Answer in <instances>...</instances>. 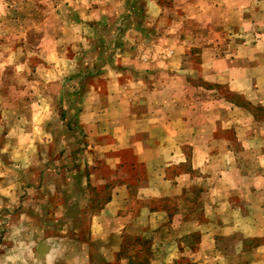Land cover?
I'll list each match as a JSON object with an SVG mask.
<instances>
[{
	"label": "crops",
	"instance_id": "0c3cea01",
	"mask_svg": "<svg viewBox=\"0 0 264 264\" xmlns=\"http://www.w3.org/2000/svg\"><path fill=\"white\" fill-rule=\"evenodd\" d=\"M219 1L146 0L145 11L137 19L141 6L135 0H99L92 8H81L79 32L63 30L59 35L62 43L82 40L86 42L84 49H95L99 60L103 57L94 71L100 73L103 84L93 82L87 88L86 82H81L73 115L71 109L64 112L76 120L80 133L89 141L90 150L80 151H89L93 158L73 163L71 143L64 138L61 144L67 157L55 159L54 150L49 149L56 143V133L49 124L56 118L51 105L58 98L67 109L65 93L70 89V83L54 79L57 70L65 72V66L56 67L61 63H55L53 50L41 67L51 74L50 79L41 81L45 96L31 95L29 101L21 100L23 104H12L3 85L0 264H131L120 255L130 214H119L114 205L119 185L126 188L135 183L145 193L152 187L173 191L192 186L193 177L202 173L207 179L206 185H201L207 199L214 201L215 209L227 208L230 188L220 185L233 177L229 175L230 160L238 149L227 134L231 125L220 128L219 123L229 121L230 112L225 109L230 107L225 103L230 102L215 98L211 105L199 107L198 96L190 93V80L194 70H200L203 78H223L233 90L249 96L250 92L264 91V33L256 29L254 41L243 40L247 25L255 18L246 8L254 4L258 13L263 0L220 1L223 24L233 33L228 38H237L228 45L236 43L235 49H189L190 45L180 40L181 19L203 17L206 10L208 16ZM260 14H255L256 18ZM147 41L149 45L141 46ZM64 45L55 42L54 49H65ZM197 53L199 62L194 59ZM31 84L35 88L31 94H36L40 82ZM55 87L60 90L55 92ZM216 102L224 106L220 111L214 109ZM259 103L264 106L262 97ZM220 130L224 132L221 135ZM238 134L241 139V132ZM67 136L70 139L71 135ZM239 150L251 152L245 147ZM254 160L259 170L255 174L260 177L264 165L258 157ZM217 162L220 168L212 171ZM76 166L78 169L73 168ZM139 170L143 176L127 177ZM233 180L241 186V179ZM254 185L250 184L258 207L254 211H264V200ZM107 186L114 190L105 205L97 206L96 193ZM238 196L240 202V191ZM255 253L254 262L264 264L263 243L256 246Z\"/></svg>",
	"mask_w": 264,
	"mask_h": 264
},
{
	"label": "rangeland",
	"instance_id": "374dc122",
	"mask_svg": "<svg viewBox=\"0 0 264 264\" xmlns=\"http://www.w3.org/2000/svg\"><path fill=\"white\" fill-rule=\"evenodd\" d=\"M98 1L0 0V92L4 94L3 85H6L5 96L12 104L26 99L29 101L31 95L45 96L46 88L41 81L50 79L51 74L41 70V67L47 63V53L50 51L52 54L55 53V63H61L56 67L65 66V72L57 70L54 79L58 82L64 80L70 83V89L65 93L70 106L68 104L69 108L66 109L58 98L56 104L51 105L56 112V118L49 124L56 133L54 140L56 143L49 149L55 151H52L55 159L67 157L61 142L63 138L68 139L71 143L69 156L73 163H78L81 159L83 161L93 158L89 151H80L81 148L90 150L89 141H85L76 120L71 115L81 93V82L85 81L87 88L93 82L103 84L100 73L94 72L96 64H101L103 57L99 60L95 49H84L86 42L72 40L67 43L63 40L62 43L59 35L63 30L68 31V29L73 33L79 32L81 8H92ZM135 1L141 6L136 16L140 19L145 11L146 0ZM162 1L170 3L172 0ZM220 1L214 11H208V16L207 10L205 11L206 17L181 19L180 40L190 45L189 49L199 52L200 49L236 48V43L228 45L229 40L233 41L237 38H228V34L233 33L223 24V5H220ZM253 7L256 6L253 4L252 8H246V13L255 17L251 25H247L248 30L243 38L248 43L254 41L256 29L264 33V0L262 5L258 6V13L261 14L257 18L258 13ZM55 42L61 46L65 44V49H54ZM149 42L141 46L145 47L150 44ZM15 46H19L17 51ZM31 51L33 54H30ZM63 57L64 60L61 62L60 59ZM200 57L199 53L194 54L195 61L199 62ZM36 64H40L38 71ZM34 80L40 84L36 89L37 93L31 94L35 91L31 84ZM190 82V93L193 97L198 96L199 107L211 105L210 100L215 98L230 102V104L225 103V106L230 107L225 109L226 112H230V119L225 123H219V127L231 125L229 133L225 131V135L230 136L234 149L238 150L231 157L230 163H233L234 167L231 166L229 175L235 177L230 178L232 180L241 179V186L239 188L234 180L226 178L224 185L220 187L230 188L229 195L232 201H227V208L215 209L214 201L207 199L208 194L201 187L202 184L207 183V179L201 176L202 173L193 177L195 179L192 186L185 185L173 191H159L152 187L145 193L135 183L126 188L124 185H119L120 191L118 190L117 199L113 201L114 205L119 214H130L129 232L123 235L120 255L138 264H258L254 262L255 249L256 246L264 244V211H254L258 207L255 208L253 203L255 196H252L250 184H255L254 190L259 188L258 194L264 200V168L260 177L256 175L259 170L254 160V157H258L257 161L264 165V106L259 103L260 97L264 99V91H259L257 94L248 91L249 96L246 92L233 90L223 78L219 80L203 78L200 70H194ZM59 90L60 88L57 87L55 92ZM206 100L209 101L207 104ZM217 104V102L214 104L216 105L214 109L220 111L224 106ZM39 105L42 106V103ZM69 109L71 115L64 114L65 110ZM239 131L241 139H239ZM223 133L220 130L218 134ZM67 135H71L70 139ZM243 147L251 152H246L247 154L240 152L239 149ZM251 153L252 156H249ZM76 167L73 168L78 169V166ZM215 167L216 169L212 171H218L220 163L217 162ZM239 170L243 174L241 178ZM137 173L138 176H143V172L139 170L134 174L131 172V176L127 177H135ZM113 188L107 186L100 190V193H96L97 206L108 202ZM238 191L242 196L240 202ZM144 208L146 211H142ZM240 208H246V211ZM245 259L246 263H244Z\"/></svg>",
	"mask_w": 264,
	"mask_h": 264
},
{
	"label": "trees",
	"instance_id": "16d2710c",
	"mask_svg": "<svg viewBox=\"0 0 264 264\" xmlns=\"http://www.w3.org/2000/svg\"><path fill=\"white\" fill-rule=\"evenodd\" d=\"M131 264H138L137 262H134L132 259L129 260Z\"/></svg>",
	"mask_w": 264,
	"mask_h": 264
}]
</instances>
